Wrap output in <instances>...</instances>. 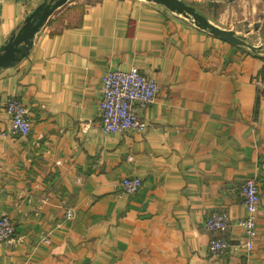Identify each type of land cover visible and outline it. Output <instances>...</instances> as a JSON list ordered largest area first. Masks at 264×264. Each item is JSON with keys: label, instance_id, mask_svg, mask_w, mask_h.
<instances>
[{"label": "crops", "instance_id": "crops-1", "mask_svg": "<svg viewBox=\"0 0 264 264\" xmlns=\"http://www.w3.org/2000/svg\"><path fill=\"white\" fill-rule=\"evenodd\" d=\"M181 1L243 42L153 0H68L0 68V216L18 240L0 243V264H264V0ZM51 4L0 0V55ZM133 67L159 85L140 112L148 127L104 134L103 74ZM12 97L30 110L27 137L10 134ZM132 176L143 186L124 194ZM253 178L255 249L212 255L213 237L246 236L210 232L206 218H244L239 191Z\"/></svg>", "mask_w": 264, "mask_h": 264}, {"label": "built area", "instance_id": "built-area-1", "mask_svg": "<svg viewBox=\"0 0 264 264\" xmlns=\"http://www.w3.org/2000/svg\"><path fill=\"white\" fill-rule=\"evenodd\" d=\"M28 2L30 0H21ZM261 83L259 82L258 85ZM159 85L155 78L141 72L137 67L129 71L108 69L102 78L100 128L104 134L126 130L143 131L148 125L141 119V109L151 106L158 95ZM8 114L10 134L16 137H27L32 130V120L29 108L18 98H6L3 101ZM124 194H136L143 186V180L132 176L123 178L120 182ZM246 216L240 220H231L226 212H213L204 222V228L213 233L228 232L232 227L241 228L246 236L244 243L235 244L233 239L213 237L209 244L210 253L223 256L232 253L238 247L246 248L248 253L255 249L258 234V214L261 206L260 187L257 179H247L239 191ZM76 213L69 208L66 212L68 220H74ZM17 240L15 222L8 215L0 216V243L12 245ZM50 244L49 238L44 239Z\"/></svg>", "mask_w": 264, "mask_h": 264}, {"label": "water", "instance_id": "water-1", "mask_svg": "<svg viewBox=\"0 0 264 264\" xmlns=\"http://www.w3.org/2000/svg\"><path fill=\"white\" fill-rule=\"evenodd\" d=\"M54 4H51L44 8L41 16V20L38 23H33V18L37 17L40 12L32 14L25 22L22 30L14 35L9 42V44L4 48L3 54L0 55V68L11 65L15 62L18 57L17 55L21 52L22 48L29 49L32 39L35 36V33L43 26L51 14L60 6L64 5L68 0H52ZM157 3L165 5L172 11H175L179 14H184L186 16L192 17L196 24L202 28L209 30L213 35L220 37L224 40H228L234 43L243 42L241 39L237 38L232 31H227L221 29L210 21H208L203 15L197 13L192 8L188 7L181 0H153ZM25 43V46L19 48V46Z\"/></svg>", "mask_w": 264, "mask_h": 264}, {"label": "rangeland", "instance_id": "rangeland-1", "mask_svg": "<svg viewBox=\"0 0 264 264\" xmlns=\"http://www.w3.org/2000/svg\"><path fill=\"white\" fill-rule=\"evenodd\" d=\"M186 4V3H185ZM188 7H190L188 4H186ZM190 8H192V7H190ZM193 9V8H192ZM194 10V9H193ZM198 13V12H197ZM189 17V16H188ZM241 40H243V38H240ZM260 187V186H259ZM242 219V218H241ZM238 220H240V219H238ZM16 233H17V231H16ZM47 238H49V237H47ZM50 239V238H49ZM51 240V239H50ZM16 242H18V240H16L15 241V243H13V244H17Z\"/></svg>", "mask_w": 264, "mask_h": 264}]
</instances>
